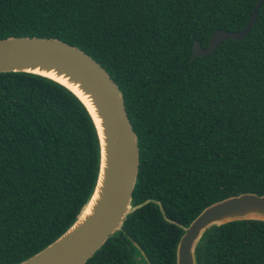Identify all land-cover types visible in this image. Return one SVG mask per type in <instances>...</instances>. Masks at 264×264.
Here are the masks:
<instances>
[{
	"label": "trees",
	"instance_id": "16d2710c",
	"mask_svg": "<svg viewBox=\"0 0 264 264\" xmlns=\"http://www.w3.org/2000/svg\"><path fill=\"white\" fill-rule=\"evenodd\" d=\"M0 0V39L59 38L96 59L121 89L140 163L123 227L84 264H177L185 227L208 205L264 194V1ZM96 124L65 85L0 72V264H18L61 236L94 192ZM198 264H264V220L213 225ZM141 260V261H140Z\"/></svg>",
	"mask_w": 264,
	"mask_h": 264
},
{
	"label": "water",
	"instance_id": "95a60500",
	"mask_svg": "<svg viewBox=\"0 0 264 264\" xmlns=\"http://www.w3.org/2000/svg\"><path fill=\"white\" fill-rule=\"evenodd\" d=\"M264 0H257L248 24L242 30L218 29L207 47L195 41L191 59L212 53L228 38L242 39L252 30ZM55 68L81 84L89 93L102 117L108 142V167L103 175V140L95 114L83 97L71 86L34 70L35 67ZM24 71L49 77L73 91L86 105L97 127L101 145V162L93 194L76 221L56 240L18 264H84L107 239L120 231L132 205L136 185L140 148L138 135L129 118L124 95L109 72L91 55L59 38L9 36L0 39V72ZM98 193L94 215L72 233L81 215ZM240 219L264 220V194L244 192L206 206L185 227L177 245V264H198L197 245L207 229ZM139 264H146L140 262Z\"/></svg>",
	"mask_w": 264,
	"mask_h": 264
},
{
	"label": "bare ground",
	"instance_id": "6f19581e",
	"mask_svg": "<svg viewBox=\"0 0 264 264\" xmlns=\"http://www.w3.org/2000/svg\"><path fill=\"white\" fill-rule=\"evenodd\" d=\"M33 69L45 75L54 77L60 80L61 82L66 83L69 86H71L78 94H80L83 97V99L85 100V102L87 103L91 111L95 114V119L97 121V124L99 125L101 135L104 138L103 140V165H102V169H103L102 181L104 182V179H105L104 174L106 173L107 167H108V142L105 139L104 128L102 126V117L98 113V107L95 105L92 96L89 93H86L82 89L81 84L79 82H77L75 79H71L64 72H60L59 70L52 68V67L46 68V67L38 66ZM98 197H99L98 193H96V195L94 196V199L89 203L87 208H85V210L83 211L81 215L80 220L77 222L74 229H72L69 232V234L72 233L75 229H78L85 221L89 219V217L94 215L95 213L94 207L98 202Z\"/></svg>",
	"mask_w": 264,
	"mask_h": 264
},
{
	"label": "rangeland",
	"instance_id": "374dc122",
	"mask_svg": "<svg viewBox=\"0 0 264 264\" xmlns=\"http://www.w3.org/2000/svg\"><path fill=\"white\" fill-rule=\"evenodd\" d=\"M141 261V260H140Z\"/></svg>",
	"mask_w": 264,
	"mask_h": 264
}]
</instances>
